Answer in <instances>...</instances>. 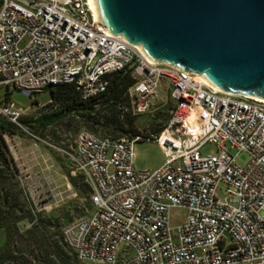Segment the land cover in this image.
Instances as JSON below:
<instances>
[{
    "label": "built area",
    "instance_id": "built-area-1",
    "mask_svg": "<svg viewBox=\"0 0 264 264\" xmlns=\"http://www.w3.org/2000/svg\"><path fill=\"white\" fill-rule=\"evenodd\" d=\"M89 12L88 0H0V87L33 99L71 84L85 101L128 70L134 115L155 112L164 93L173 106L151 140L81 131L63 151L92 209L63 226V244L78 264H264V101L151 61ZM0 114L20 115L12 103ZM141 141L164 151L152 172L134 170ZM206 145L215 152L203 154ZM230 150L248 162L238 165ZM177 209L186 217L173 227Z\"/></svg>",
    "mask_w": 264,
    "mask_h": 264
},
{
    "label": "water",
    "instance_id": "water-1",
    "mask_svg": "<svg viewBox=\"0 0 264 264\" xmlns=\"http://www.w3.org/2000/svg\"><path fill=\"white\" fill-rule=\"evenodd\" d=\"M95 22L155 63L264 101V0H88Z\"/></svg>",
    "mask_w": 264,
    "mask_h": 264
},
{
    "label": "rangeland",
    "instance_id": "rangeland-1",
    "mask_svg": "<svg viewBox=\"0 0 264 264\" xmlns=\"http://www.w3.org/2000/svg\"><path fill=\"white\" fill-rule=\"evenodd\" d=\"M10 103L19 111L18 119L24 123L18 124L17 121L14 122L8 116L0 114V118L18 127L15 134L8 133L3 136L11 160L9 171L13 175L6 186L14 188L13 185L18 183L20 201L26 203L27 207H32L34 213L57 215L61 231L66 223L89 215L92 210L88 199L80 197L69 181L78 175H71L63 151L74 145L81 131L91 134L93 132H90L84 120L76 115H66L50 125L42 126L44 117H50L59 111L56 105L51 104L47 91L33 99H27L16 90L10 91L0 87V109ZM172 106L166 95L157 110L151 114L134 115L131 108L129 110L137 118L139 129L148 133L147 126L150 123L154 126L163 123L168 118ZM94 135L100 136L99 132ZM124 137L126 136L120 138ZM214 152L211 145H206L202 151L203 154ZM229 153L235 156L238 165L242 166L248 162L245 153L237 154L234 150ZM164 160V151L155 141L135 143L132 164L136 172H152L158 169ZM185 217L184 210H173L170 213L171 225H179ZM18 226L20 229H26L30 227V223L22 220Z\"/></svg>",
    "mask_w": 264,
    "mask_h": 264
},
{
    "label": "trees",
    "instance_id": "trees-1",
    "mask_svg": "<svg viewBox=\"0 0 264 264\" xmlns=\"http://www.w3.org/2000/svg\"><path fill=\"white\" fill-rule=\"evenodd\" d=\"M107 80L108 87L104 93L85 101L71 84L48 88L46 91L51 104L56 105L59 111L44 117L42 126L66 115H76L84 120L92 134L99 132L101 137L151 140L150 136L162 131L167 119L156 126L150 123L148 133L139 129L137 118L129 110L127 91L134 80L128 70L112 73ZM16 121L24 123L21 119ZM17 130L15 124L0 118V264H78L75 254L63 244L59 217L54 213H34L32 207L20 201L18 183L13 185L14 188L6 186L13 175L9 171L11 160L3 136L15 134ZM69 181L80 197L88 199L89 189L81 176ZM22 220H27L30 227L20 229L18 224Z\"/></svg>",
    "mask_w": 264,
    "mask_h": 264
},
{
    "label": "bare ground",
    "instance_id": "bare-ground-1",
    "mask_svg": "<svg viewBox=\"0 0 264 264\" xmlns=\"http://www.w3.org/2000/svg\"><path fill=\"white\" fill-rule=\"evenodd\" d=\"M89 19L91 20V21H94L93 20V17H92V12H89ZM132 47H133V49L135 50V51H138V52H140L141 54H144V52H143V50H142V48H141V46L140 45H132ZM199 76V78L207 85V86H210V87H214V86H212L207 80H205L201 75H198ZM223 92V91H222ZM228 95H230V96H239V95H233V94H228Z\"/></svg>",
    "mask_w": 264,
    "mask_h": 264
},
{
    "label": "crops",
    "instance_id": "crops-1",
    "mask_svg": "<svg viewBox=\"0 0 264 264\" xmlns=\"http://www.w3.org/2000/svg\"><path fill=\"white\" fill-rule=\"evenodd\" d=\"M162 87H164V88H165V86H164L163 84H162ZM164 96H166V94H165V93L162 95V98H163Z\"/></svg>",
    "mask_w": 264,
    "mask_h": 264
}]
</instances>
